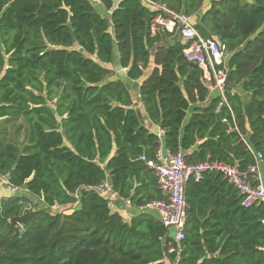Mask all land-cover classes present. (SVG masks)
<instances>
[{"label": "trees", "instance_id": "trees-1", "mask_svg": "<svg viewBox=\"0 0 264 264\" xmlns=\"http://www.w3.org/2000/svg\"><path fill=\"white\" fill-rule=\"evenodd\" d=\"M151 1L191 16L202 38L225 47L223 97L204 105L203 70L179 38L151 33L158 12L143 0H101L109 16L89 0H0V180L19 191L0 199V264H264V201L242 207L221 175L187 182L179 243L155 212L126 222L93 189L107 181L135 207L162 200L140 159L155 162L159 148L240 172L255 164L252 152L264 160V0H211L202 15L205 0ZM114 51L126 77L142 81L160 137L111 79Z\"/></svg>", "mask_w": 264, "mask_h": 264}, {"label": "built area", "instance_id": "built-area-1", "mask_svg": "<svg viewBox=\"0 0 264 264\" xmlns=\"http://www.w3.org/2000/svg\"><path fill=\"white\" fill-rule=\"evenodd\" d=\"M143 1L158 12L150 23L151 33L155 34L159 31L178 36L181 43L186 45L184 50L186 61L199 66L203 70L204 79L209 82L208 90L217 92L223 97L226 71L225 68L220 70L218 67H224L225 47L213 39L202 38L193 24L191 16L172 10L161 2ZM252 153L255 164L249 167L247 172H240L237 166L223 162L206 161L186 164L182 152L172 154L168 150L159 148L155 162L147 161L144 156L140 159L153 171L163 199L138 207L133 206L128 199L120 200L137 211L155 212L164 227L174 229V235L171 237L169 233V237L175 243H179L184 239L183 228L187 208L184 193L186 184L190 179L200 181L206 174H218L242 196V207L248 208L264 201V177L259 168L263 161V154L262 152ZM93 189L99 195L107 198L108 202V196H117L107 181ZM109 207H111L110 202ZM174 251L175 248L170 246L169 253ZM178 260L177 257L175 263L164 261V264H177Z\"/></svg>", "mask_w": 264, "mask_h": 264}, {"label": "crops", "instance_id": "crops-1", "mask_svg": "<svg viewBox=\"0 0 264 264\" xmlns=\"http://www.w3.org/2000/svg\"><path fill=\"white\" fill-rule=\"evenodd\" d=\"M89 1L91 2V4L93 6H95L99 10V12L101 14H103V15L105 14L107 16L110 15L111 12L107 11L105 9L101 0H89ZM111 1L113 4V8H116L117 5L119 4V2L122 0H111ZM210 1L211 0H205L203 2V5L201 7V11L199 12L200 15H202L210 7ZM195 19H196V21H195V23H196L197 22L196 16H195ZM172 37L179 38L176 35H173ZM105 67L107 69L113 71V76L111 78L112 80L122 81L124 83V85L128 88V90L131 92L132 99H133V104H132L133 106L132 107L135 110L137 116L139 117L141 125H143L145 128H147L152 133H155L157 136L161 135V131L159 130V128L157 126H155L154 124H152L150 122V120L147 118L145 108L140 101L139 88H140L142 81L141 80L140 81H132L126 77V71L124 69H121L118 66V53L116 51H114L113 62L111 64L105 65ZM153 67H154L153 64H151L149 66V68L144 73V77H147L151 73ZM205 81H206L207 89H208L209 82L207 80H205ZM215 95H217V92H210L209 91L208 99L204 105H207L208 102L211 100V98H213V96H215ZM259 168H260L261 174L264 177V161H262L260 163ZM108 198H109V202L111 205V207H110L111 211L118 213L124 221L128 222L131 219V217L136 214L135 212L137 210H135V208H132L131 206H127L125 203H123L120 200V198L118 196L110 195V196H108Z\"/></svg>", "mask_w": 264, "mask_h": 264}, {"label": "rangeland", "instance_id": "rangeland-1", "mask_svg": "<svg viewBox=\"0 0 264 264\" xmlns=\"http://www.w3.org/2000/svg\"><path fill=\"white\" fill-rule=\"evenodd\" d=\"M193 20V19H192ZM20 123L18 122V123H16V124H13V125H11L10 126V128H9V132H10V135L12 136V133H14V130H15V128L19 125ZM22 132V131H21ZM21 132H20V134H21ZM21 137V136H20ZM264 161V160H263ZM21 191V190H20ZM19 191H17V190H12L11 188H10V186L8 185V183H6V181L5 180H0V199L1 198H3V197H5V196H8V195H12V194H16V193H18ZM21 193V192H20ZM39 204H40V202H39V200H37V199H35L34 198V200H33V202L30 204L33 208H38L39 207ZM69 207H75V205H73V206H69ZM63 209L64 208H60V207H55V208H53L52 210H51V212H60V211H63ZM156 215V214H155ZM169 233H170V235H171V237L174 235V229L171 227L170 229H169Z\"/></svg>", "mask_w": 264, "mask_h": 264}, {"label": "water", "instance_id": "water-1", "mask_svg": "<svg viewBox=\"0 0 264 264\" xmlns=\"http://www.w3.org/2000/svg\"><path fill=\"white\" fill-rule=\"evenodd\" d=\"M166 45H168V43H165ZM224 86L225 87H229L230 85H229V81H228V79L226 78L225 79V81H224ZM166 229H167V231H168V233H169V229L166 227Z\"/></svg>", "mask_w": 264, "mask_h": 264}]
</instances>
